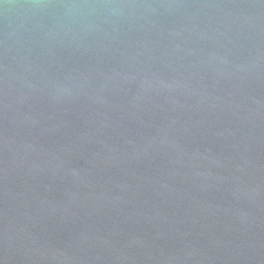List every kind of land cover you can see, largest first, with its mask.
Listing matches in <instances>:
<instances>
[{
	"label": "water",
	"instance_id": "water-1",
	"mask_svg": "<svg viewBox=\"0 0 264 264\" xmlns=\"http://www.w3.org/2000/svg\"><path fill=\"white\" fill-rule=\"evenodd\" d=\"M0 264H264V0H0Z\"/></svg>",
	"mask_w": 264,
	"mask_h": 264
}]
</instances>
